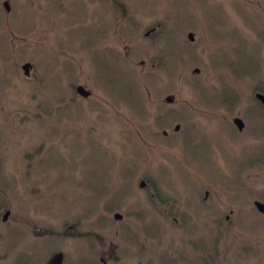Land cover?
Segmentation results:
<instances>
[{
    "label": "rangeland",
    "instance_id": "obj_1",
    "mask_svg": "<svg viewBox=\"0 0 264 264\" xmlns=\"http://www.w3.org/2000/svg\"><path fill=\"white\" fill-rule=\"evenodd\" d=\"M263 3L0 0V264H264V167L195 137Z\"/></svg>",
    "mask_w": 264,
    "mask_h": 264
},
{
    "label": "flooded vegetation",
    "instance_id": "obj_2",
    "mask_svg": "<svg viewBox=\"0 0 264 264\" xmlns=\"http://www.w3.org/2000/svg\"><path fill=\"white\" fill-rule=\"evenodd\" d=\"M262 12L263 18L261 21L264 20V3L262 4ZM242 19L244 21L243 28L247 31V34L232 41V45L236 46V43L239 45L237 49L232 46V57L235 58L240 54L246 57L242 60V63H232V66L235 68L230 71L229 76V80L233 84L230 86L229 102L222 104L223 98L220 95L217 96L215 101L222 106L220 110L216 103L212 107H208L209 105L205 103L207 107H204V109L206 111L203 112L202 117L196 123L199 133L195 134V137L199 145L198 150H201L204 156H207L208 152L212 150L208 136L218 134L221 129L216 126V120H224L226 126L232 130V134L229 137L230 140L240 142L243 150V152L241 151V161L238 163V166L244 168L254 166L264 167V24L260 21L258 23L259 27H253L248 25L251 23L247 17H242ZM150 33H153V29L150 30ZM148 34L149 32L145 33V35ZM245 35L248 36V39L244 38ZM8 72L11 73L12 71L9 69ZM225 105H228L229 108L227 109ZM224 110L228 113H223ZM187 137L186 143L188 145L191 142L187 140ZM197 157L202 160V154L197 155ZM227 160L231 164L230 156L227 157ZM240 184L246 187L244 183ZM208 194L209 191L205 190L203 199H206ZM254 206L257 209L255 204ZM5 215H9V209L5 210L1 215L2 220H5ZM213 225L220 227L217 224ZM91 232V230H88L87 234ZM80 236L84 237V233ZM88 242L92 243L93 241L88 240ZM94 244L100 245V252L102 251V254L100 253L99 259L103 264H107L110 256L114 254L115 246L111 242L107 243L102 240ZM141 263L139 262V264Z\"/></svg>",
    "mask_w": 264,
    "mask_h": 264
},
{
    "label": "water",
    "instance_id": "obj_3",
    "mask_svg": "<svg viewBox=\"0 0 264 264\" xmlns=\"http://www.w3.org/2000/svg\"><path fill=\"white\" fill-rule=\"evenodd\" d=\"M4 4H5L6 8L8 9L7 4H6V3H4ZM189 37H190V39H193V36H192L191 33L189 34ZM29 66H30V64H27V65H24L23 67H24L25 69H28ZM195 71L198 72V69L195 68ZM77 91H78V93H80L81 95H83V96H87V90H85V88H84L83 86H81V85L78 86V87H77ZM167 100H168V101H171V97H170V96L167 97ZM143 184H144V182L142 181V182H141V185H143ZM255 205H256V207H257L260 211H264V203H263V202L256 201V202H255ZM114 215H115V218H117V219H120L121 216H122L120 213H116V214H114ZM6 216H7V215L4 216V219L6 218ZM63 257H64V255H63L62 252H56L55 254H53L52 257H50V259L48 260V262H47L46 264H63Z\"/></svg>",
    "mask_w": 264,
    "mask_h": 264
},
{
    "label": "trees",
    "instance_id": "obj_4",
    "mask_svg": "<svg viewBox=\"0 0 264 264\" xmlns=\"http://www.w3.org/2000/svg\"><path fill=\"white\" fill-rule=\"evenodd\" d=\"M112 249H114V248H112ZM205 255H207V254H205ZM208 256H209V255H207V258H208ZM207 258H206V259H207Z\"/></svg>",
    "mask_w": 264,
    "mask_h": 264
}]
</instances>
